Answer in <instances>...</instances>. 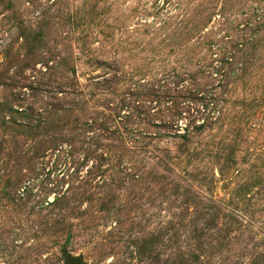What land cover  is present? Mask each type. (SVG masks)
I'll list each match as a JSON object with an SVG mask.
<instances>
[{
    "label": "rangeland",
    "instance_id": "374dc122",
    "mask_svg": "<svg viewBox=\"0 0 264 264\" xmlns=\"http://www.w3.org/2000/svg\"><path fill=\"white\" fill-rule=\"evenodd\" d=\"M65 252L264 264V0H0V264Z\"/></svg>",
    "mask_w": 264,
    "mask_h": 264
},
{
    "label": "water",
    "instance_id": "95a60500",
    "mask_svg": "<svg viewBox=\"0 0 264 264\" xmlns=\"http://www.w3.org/2000/svg\"><path fill=\"white\" fill-rule=\"evenodd\" d=\"M64 264H81L79 257H73L69 253H64Z\"/></svg>",
    "mask_w": 264,
    "mask_h": 264
},
{
    "label": "trees",
    "instance_id": "16d2710c",
    "mask_svg": "<svg viewBox=\"0 0 264 264\" xmlns=\"http://www.w3.org/2000/svg\"><path fill=\"white\" fill-rule=\"evenodd\" d=\"M200 99V103L199 104H201L202 105V107H204V109L206 108V106H207V103L208 102H204V100H203V98H199ZM194 101V100H193ZM195 102V101H194ZM201 107V108H202ZM195 111L198 113V108H195ZM197 117H199V116H197Z\"/></svg>",
    "mask_w": 264,
    "mask_h": 264
}]
</instances>
